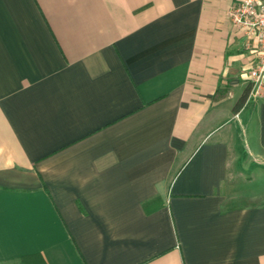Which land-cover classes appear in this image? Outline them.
I'll return each mask as SVG.
<instances>
[{"label":"crops","instance_id":"1","mask_svg":"<svg viewBox=\"0 0 264 264\" xmlns=\"http://www.w3.org/2000/svg\"><path fill=\"white\" fill-rule=\"evenodd\" d=\"M233 3L0 0V264H264Z\"/></svg>","mask_w":264,"mask_h":264},{"label":"built area","instance_id":"2","mask_svg":"<svg viewBox=\"0 0 264 264\" xmlns=\"http://www.w3.org/2000/svg\"><path fill=\"white\" fill-rule=\"evenodd\" d=\"M226 14L242 30L244 50L253 56L247 100L257 99L264 94V0H234Z\"/></svg>","mask_w":264,"mask_h":264},{"label":"trees","instance_id":"3","mask_svg":"<svg viewBox=\"0 0 264 264\" xmlns=\"http://www.w3.org/2000/svg\"><path fill=\"white\" fill-rule=\"evenodd\" d=\"M249 87L244 91V93L242 94V96L239 98V100L237 101V103L234 106V110L237 111L239 110L241 107H243V105L245 104L248 95H249ZM32 258H38V256H33ZM24 264H40L38 261L34 260V261H29V263H27V261H24Z\"/></svg>","mask_w":264,"mask_h":264}]
</instances>
